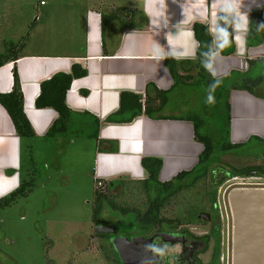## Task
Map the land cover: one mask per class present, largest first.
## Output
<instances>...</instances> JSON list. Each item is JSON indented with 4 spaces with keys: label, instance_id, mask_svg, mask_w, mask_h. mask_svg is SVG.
<instances>
[{
    "label": "crops",
    "instance_id": "1",
    "mask_svg": "<svg viewBox=\"0 0 264 264\" xmlns=\"http://www.w3.org/2000/svg\"><path fill=\"white\" fill-rule=\"evenodd\" d=\"M92 1L95 7L89 8L82 20V38L69 32H75L73 19L67 24V27L70 26L67 37L73 41L79 38L72 49L68 47L57 52L60 53L57 55L48 54L44 48L38 54L22 52L21 59L15 64L0 68V93L12 92L16 67L25 113L36 132V139H47V133L58 115L52 109L36 108L41 84L57 74L70 75L74 66H80L88 72V76L73 82L67 94V105L76 115L90 114L101 121L99 138L105 144L101 150L97 144L96 176L107 179L130 175L139 181L146 180L148 174L142 167L143 158L163 161L162 182L171 181L182 171H191L197 165L204 147L195 141L194 128L188 125L189 122L154 121L144 116L131 124H106L105 121L119 110L120 96L124 92L146 96L150 84L164 92L172 88L174 81L165 67L166 58H156L157 44L165 54L169 52L170 45L172 50L186 52V57L179 60L167 57L178 62L194 61L198 46L192 35L193 25L203 23L210 28L219 5L215 0H141L142 5L138 8L137 0H128L127 7L115 6L108 0ZM119 8L142 12L147 24L144 28L141 25L139 30L122 32L118 23L113 22L103 34L101 15ZM263 9L264 0H243L242 11L248 12V19L253 12ZM248 32L240 34L242 39L240 36L234 37L235 55L225 57L220 54L216 65L220 79L232 72L247 73L249 61H264V43L249 48ZM21 37L22 32L16 33L11 41ZM256 93L259 98L244 91L232 93L230 142L234 144L247 147L252 141L257 144L264 141V82ZM177 126L180 131L183 130L182 133L189 127L190 133L173 138L167 130L168 127ZM111 142L118 143L117 153L111 152ZM23 147L24 140L18 137L11 118L0 105V199L16 191L22 183Z\"/></svg>",
    "mask_w": 264,
    "mask_h": 264
},
{
    "label": "rangeland",
    "instance_id": "2",
    "mask_svg": "<svg viewBox=\"0 0 264 264\" xmlns=\"http://www.w3.org/2000/svg\"><path fill=\"white\" fill-rule=\"evenodd\" d=\"M108 2L118 7L129 6L128 0ZM141 5L142 1L137 0L136 7ZM94 7L91 0H0V54H4L12 43L23 47L22 52L27 54H38L42 48L48 54L56 55L68 47L72 49V45L83 36L84 15ZM70 19L75 21V32H69L79 37L74 41L67 37ZM19 32L22 37L11 41L12 35ZM196 74L193 71L195 78ZM171 99L163 116L202 113L198 91L178 88ZM204 118L208 127L202 129V133L211 131L208 134L222 142L218 132L222 121L213 115ZM188 125L193 127L190 123ZM189 129L182 133L177 126L168 127L167 131L173 138H179L189 134ZM94 132V128H90L83 137H74L75 133L71 131L67 137L24 140L21 182H32L33 190L27 197H19L11 206L0 210V264H120L109 237L98 235L96 228L113 226L120 236H130L133 219L105 206L95 223L96 194L103 193L130 209L142 208L146 197L135 185L125 191L121 187L109 189V183L119 178L127 182L139 181L130 175L103 179L94 174L97 142L88 136ZM253 167L264 169V145L255 141L250 147L221 157V162L213 166L205 183L193 193L204 189L214 192L216 172L230 173L231 177L244 176L246 169ZM177 204L165 211V218L173 220L178 215ZM230 226L233 236L232 216Z\"/></svg>",
    "mask_w": 264,
    "mask_h": 264
},
{
    "label": "trees",
    "instance_id": "3",
    "mask_svg": "<svg viewBox=\"0 0 264 264\" xmlns=\"http://www.w3.org/2000/svg\"><path fill=\"white\" fill-rule=\"evenodd\" d=\"M101 18L103 34L113 22L118 23L122 32L139 30L141 25L144 28L147 24V19L142 12L138 10L128 11L124 8L104 12ZM260 23H264V9L255 11L250 15L247 36V46L249 48L264 43V30L257 31V24ZM208 29L209 26L203 23L193 25L192 31L199 43L194 61L178 62L171 57L165 59V67L174 81V85L169 91H160L150 84L146 96L124 92L120 96L119 110L105 121L106 124H131L136 119L144 116L154 121L177 120L189 122L194 128L195 141L204 147L197 165L191 171L179 173L169 182H162L160 175L163 161L158 158H143L142 167L148 174L146 180L138 182L130 180L127 182L125 179L119 178L109 183L110 190L121 187L125 191L127 188H131V185L139 186L138 190H141L146 197L143 207L139 209L124 208L109 196L97 193L94 210L95 223L98 222L105 206H109L114 211L132 218L134 223L139 222L147 226L195 221L202 205L210 198L212 192L205 189L202 192H193L205 183L213 166L221 162V157L229 152L244 148L241 145L230 143L231 96L235 91H244L258 97L256 89L264 82V66L262 63L264 61H249V71L247 73L232 72L229 76L222 78V84L214 92L215 103L213 105L206 104V90L212 82V77L201 66L200 52L212 39ZM22 48L13 43L8 45L6 52L0 54V68L19 61ZM235 53L236 45L233 38L231 46L224 49L221 55L229 57L235 55ZM193 71L197 72V78L193 76ZM13 75L14 86L12 92L9 94L0 93V105L11 118L18 137L21 140H34L36 139V132L25 113L24 96L16 67H14ZM87 76L88 72L77 65L73 67L70 75L62 73L55 75L49 81L41 84V94L36 100L35 106L39 110L52 109L58 115L57 120L47 133L48 138L67 137L71 131L75 133L74 137H83L87 135L86 131L88 129L94 128L95 132L88 136L96 140L98 149L101 150L105 144L99 138L101 121L90 114L76 115L67 105V94L73 82ZM182 87L199 92L202 113H190L181 117L163 116L162 113L171 105L172 94ZM206 115L216 116L222 121L218 131L222 142H218L214 136L208 134L211 131L202 133V129L208 127L204 118ZM252 143L253 141L247 146L250 147ZM109 144H111V152L117 153L119 151L118 143L111 142ZM258 144L264 145V141ZM258 170L262 171V168H247L245 174ZM237 176H233V178ZM32 190V182L22 181L16 191L0 199V210L11 206L19 197H27ZM177 202L178 215L173 220L165 218V211Z\"/></svg>",
    "mask_w": 264,
    "mask_h": 264
},
{
    "label": "flooded vegetation",
    "instance_id": "4",
    "mask_svg": "<svg viewBox=\"0 0 264 264\" xmlns=\"http://www.w3.org/2000/svg\"><path fill=\"white\" fill-rule=\"evenodd\" d=\"M212 173L214 175L215 170ZM215 176L214 192L202 205L195 221L154 226L136 222L130 230V236H120L116 229V237L127 238L133 245V264H234L229 198L235 190L264 189V169L236 178L224 172H216ZM238 180L247 182L239 183ZM238 185L249 188L235 187ZM107 237L110 241L113 238ZM154 242L167 243L173 249L178 247L179 251L169 252L168 258L161 259L146 250V246ZM119 263L123 264L120 257Z\"/></svg>",
    "mask_w": 264,
    "mask_h": 264
},
{
    "label": "water",
    "instance_id": "5",
    "mask_svg": "<svg viewBox=\"0 0 264 264\" xmlns=\"http://www.w3.org/2000/svg\"><path fill=\"white\" fill-rule=\"evenodd\" d=\"M246 183V180H238ZM234 264H264V189H240L231 193ZM96 233L112 236L111 244L123 264H133L132 243L118 238L113 226H98Z\"/></svg>",
    "mask_w": 264,
    "mask_h": 264
},
{
    "label": "clouds",
    "instance_id": "6",
    "mask_svg": "<svg viewBox=\"0 0 264 264\" xmlns=\"http://www.w3.org/2000/svg\"><path fill=\"white\" fill-rule=\"evenodd\" d=\"M215 2L219 5L218 13L208 29L212 35V39L200 52L201 66L212 77V82L206 90L205 103L208 105L215 103V89L222 84L216 68L220 54L224 49L231 46L234 37L246 34L249 31L248 12L242 11L243 0H215ZM261 30H264V23L257 24V31ZM192 35L194 37V33ZM240 38L242 39V36ZM197 46H199L198 42ZM155 51L157 59H165L167 56H171L179 60L186 57L185 51L172 50L171 45L167 56L159 44H157ZM146 250L161 259L168 258L169 252L179 251L178 247L173 249L167 243L156 242L147 245Z\"/></svg>",
    "mask_w": 264,
    "mask_h": 264
}]
</instances>
